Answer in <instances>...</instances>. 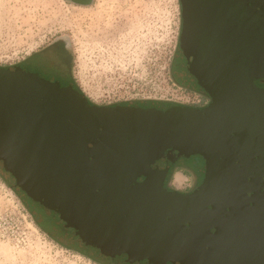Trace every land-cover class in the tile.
Instances as JSON below:
<instances>
[{"label":"water","instance_id":"95a60500","mask_svg":"<svg viewBox=\"0 0 264 264\" xmlns=\"http://www.w3.org/2000/svg\"><path fill=\"white\" fill-rule=\"evenodd\" d=\"M179 1L205 105H99L0 66L2 168L116 264H264V0ZM195 154L200 184L168 189L173 162Z\"/></svg>","mask_w":264,"mask_h":264},{"label":"rangeland","instance_id":"374dc122","mask_svg":"<svg viewBox=\"0 0 264 264\" xmlns=\"http://www.w3.org/2000/svg\"><path fill=\"white\" fill-rule=\"evenodd\" d=\"M180 31L179 0H0V66L20 64L58 40L68 49L74 84L95 104L192 106L202 91L181 60ZM255 82L264 85V78ZM174 164L168 189L190 192L200 184V155ZM13 185L0 164V264H102L74 248L80 235L58 214L43 213L51 222L36 224L31 212L39 205Z\"/></svg>","mask_w":264,"mask_h":264},{"label":"flooded vegetation","instance_id":"af4514ba","mask_svg":"<svg viewBox=\"0 0 264 264\" xmlns=\"http://www.w3.org/2000/svg\"><path fill=\"white\" fill-rule=\"evenodd\" d=\"M71 59L69 56V52L67 47L64 45L63 42H59L58 40L51 42L50 44L42 47L41 49L36 50L34 53L30 54L28 57L24 58V61L20 64H15V66H18L25 70L26 72L36 74L38 77L43 78L45 80L51 81V82H57L61 86H73L76 88V85L74 84L72 75H71ZM261 87H264V85H260ZM206 101V100H204ZM149 107V106H145ZM1 164V161H0ZM2 166V164H1ZM3 169V168H2ZM4 170V169H3ZM5 171V170H4ZM7 172V171H5ZM10 174L9 172H7ZM11 176V174H10ZM199 184V183H198ZM197 184V185H198ZM196 187V186H195ZM19 188V187H18ZM13 188L16 193H19L20 189ZM183 193H187V191H179ZM23 194L26 195L24 192ZM27 196V195H26ZM28 197V196H27ZM29 200H31L30 197H28ZM38 203V202H37ZM24 204L27 206V204L24 202ZM39 208L37 210H33L31 213L34 215V218L38 220V223L40 225H49L51 222L50 220L46 221L43 219L41 214L43 213H52V210L46 209L45 207L41 206L39 203ZM54 212V211H53ZM49 214V215H50ZM52 215V214H51ZM51 215L49 218L51 219ZM73 230V229H72ZM71 231V229H70ZM59 242L63 243L62 239L59 237ZM73 243L74 248L76 250H79L83 254L88 255L89 257L94 258L95 260H98L99 262H102V264H109L108 258H103L102 256H109L102 253L99 249V251L102 253L101 255L95 257L94 253L92 252L90 244L87 242L79 239L76 240V242ZM91 246V247H90ZM110 260L112 264H116L113 260V258L110 256Z\"/></svg>","mask_w":264,"mask_h":264},{"label":"trees","instance_id":"16d2710c","mask_svg":"<svg viewBox=\"0 0 264 264\" xmlns=\"http://www.w3.org/2000/svg\"><path fill=\"white\" fill-rule=\"evenodd\" d=\"M179 49H180V47H179ZM180 56H181V60L183 59L184 60V63L186 62V60H185V58H184V56L182 55V52H181V50H180ZM188 77H191L192 79H193V81L195 82V84L198 86V88L202 91V93H199V96L201 95V100L202 101H204V100H209V97L206 95V93L204 92V90L197 84V82H196V79L188 72ZM76 89L78 90V91H80V92H82L79 88H77L76 87ZM200 92V91H199ZM83 93V92H82ZM90 101V100H89ZM91 102V101H90ZM91 103H93V102H91ZM154 103H156V102H154V100H148V101H146L145 103H143L145 106L146 105H148V106H154ZM131 105H135V106H144L142 103H130ZM165 108L166 107H168L169 105H167V106H165V105H163ZM192 106H195V107H197V106H202V103H197V104H194V105H192ZM159 108H162V106H158ZM179 159V158H178ZM177 159V160H178ZM176 160V161H177ZM175 161V162H176ZM175 162H173V164L170 166V168L172 167V166H175ZM169 168V169H170ZM168 174V173H167ZM166 177H167V175H166ZM143 178L142 177H140L139 178V180H142ZM166 179V178H165ZM164 185H165V181H164ZM166 186V185H165ZM13 188H18L16 185H15V181H14V185H13ZM18 189H20V188H18ZM20 191L22 192V193H24L21 189H20ZM25 195V194H24ZM27 197V196H26ZM31 200H33V199H31ZM38 204V203H37ZM52 214L53 215H57V213H55V212H53L52 211ZM34 220H35V222H36V224H38V222H37V220L34 218ZM39 225V224H38ZM91 247V246H90ZM91 249H92V252L93 253H95V254H98V255H101V253H100V251H99V249L98 248H96V247H91ZM102 256V255H101ZM103 258H108L109 259V263H111V258H110V256H102Z\"/></svg>","mask_w":264,"mask_h":264},{"label":"built area","instance_id":"2783aa9c","mask_svg":"<svg viewBox=\"0 0 264 264\" xmlns=\"http://www.w3.org/2000/svg\"><path fill=\"white\" fill-rule=\"evenodd\" d=\"M202 102V105H205L208 101H202L201 98H198L197 101H196V104L197 103H201Z\"/></svg>","mask_w":264,"mask_h":264}]
</instances>
